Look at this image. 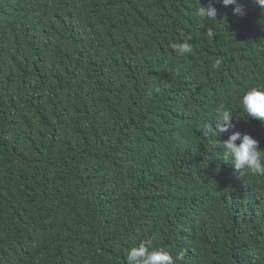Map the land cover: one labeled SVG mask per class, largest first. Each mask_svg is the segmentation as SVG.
I'll return each mask as SVG.
<instances>
[{
	"label": "trees",
	"instance_id": "trees-1",
	"mask_svg": "<svg viewBox=\"0 0 264 264\" xmlns=\"http://www.w3.org/2000/svg\"><path fill=\"white\" fill-rule=\"evenodd\" d=\"M213 2L204 21L209 0H0V264H126L141 242L264 264V175L220 145L264 150L239 104L264 89V9Z\"/></svg>",
	"mask_w": 264,
	"mask_h": 264
},
{
	"label": "clouds",
	"instance_id": "clouds-1",
	"mask_svg": "<svg viewBox=\"0 0 264 264\" xmlns=\"http://www.w3.org/2000/svg\"><path fill=\"white\" fill-rule=\"evenodd\" d=\"M252 2L264 9V0H252ZM224 7L232 6V13L236 16H243L245 14L244 6L238 0H220ZM196 14L204 21L217 20V9L214 6L213 0H209L207 6H200L196 10ZM208 36H214V31L210 28L207 33ZM173 49L178 55L184 56L192 54L193 46L188 42L173 44ZM223 61L217 59L213 63L214 70H219ZM239 104L241 107V115L254 118L264 125V89L252 87L246 90L240 97ZM217 113L222 117L223 123L218 125L215 129L216 135L220 133H229L233 125L232 114L220 105ZM240 141L239 144L236 142ZM223 149V156L225 162H231L234 169L247 170L252 174L264 175V150L260 149L259 141L254 139L251 135L244 134L241 136L239 132H231L227 140L220 141ZM150 244L141 242L138 246L130 248L126 256V264H176L173 256L164 250L149 251Z\"/></svg>",
	"mask_w": 264,
	"mask_h": 264
}]
</instances>
